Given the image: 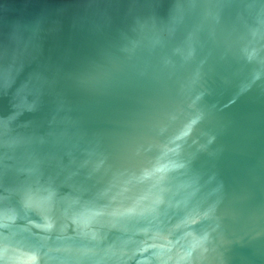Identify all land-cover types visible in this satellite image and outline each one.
Wrapping results in <instances>:
<instances>
[{
	"label": "water",
	"instance_id": "95a60500",
	"mask_svg": "<svg viewBox=\"0 0 264 264\" xmlns=\"http://www.w3.org/2000/svg\"><path fill=\"white\" fill-rule=\"evenodd\" d=\"M0 264H264V0H0Z\"/></svg>",
	"mask_w": 264,
	"mask_h": 264
}]
</instances>
